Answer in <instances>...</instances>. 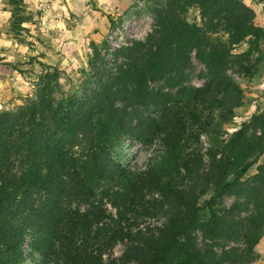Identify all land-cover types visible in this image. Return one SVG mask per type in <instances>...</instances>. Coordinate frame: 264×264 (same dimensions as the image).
<instances>
[{
  "label": "trees",
  "instance_id": "1",
  "mask_svg": "<svg viewBox=\"0 0 264 264\" xmlns=\"http://www.w3.org/2000/svg\"><path fill=\"white\" fill-rule=\"evenodd\" d=\"M264 4V0H259ZM199 10L201 26L187 19ZM239 0H166L144 41L96 90L63 103L53 99L55 75L38 78L35 101L0 114V264H248L259 257L264 230V166L248 201L241 179L264 155V112L225 137L250 99L228 75H251L252 48L264 29ZM227 34L226 41L212 38ZM248 39L249 49L232 54ZM205 67L200 88L183 86L191 54ZM96 55V54H95ZM165 82L171 94L155 93ZM153 110L149 116L141 112ZM212 136L204 151L201 138ZM118 137L156 146L143 168L112 155ZM207 160V162L205 161ZM107 206L114 210L108 213ZM165 215L156 228L147 219ZM229 239L242 248L219 256L195 243ZM118 243V258L104 260ZM25 247L28 252H25Z\"/></svg>",
  "mask_w": 264,
  "mask_h": 264
},
{
  "label": "rangeland",
  "instance_id": "2",
  "mask_svg": "<svg viewBox=\"0 0 264 264\" xmlns=\"http://www.w3.org/2000/svg\"><path fill=\"white\" fill-rule=\"evenodd\" d=\"M239 1L254 12V25L264 29V4L259 0ZM165 5L166 0H0V114L13 113L35 101L38 78L45 73L55 75L53 99L56 101L66 103L81 99L96 90L98 81L107 80L123 62L119 52L133 42L144 41L155 28L154 14ZM187 19L201 26L197 8L188 10ZM212 38L226 41L228 35L219 33ZM249 42L246 39L236 45L232 54L245 53ZM251 65V75L240 73L234 67L228 70V75L251 101L250 105L239 109L233 123H222L219 113H215L216 126L223 131L221 137L241 128L252 115L264 112L262 41L252 48ZM185 76L183 86L188 88H200L206 82L205 67L194 52ZM153 91L176 92L167 88L165 82L154 85ZM141 113L149 116L153 110ZM201 141L205 151L213 144V137L206 135ZM157 152L156 146H143L126 137H118L112 148L116 160L137 168H143ZM259 166H264V155L241 179L243 192L230 193L223 198L225 206L248 201L244 190L254 185ZM107 209L114 215L110 206ZM165 221L166 216L159 215L145 220L142 228L160 227ZM195 243L201 252L215 256L223 249L242 248L229 239L206 241L200 232L195 233ZM124 249L125 244L118 243L104 260L120 257ZM24 250L28 252L27 247ZM259 250V257L248 264H264V230ZM37 263L35 259L34 264Z\"/></svg>",
  "mask_w": 264,
  "mask_h": 264
}]
</instances>
